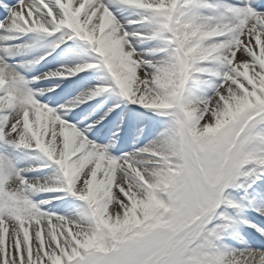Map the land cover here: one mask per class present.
Masks as SVG:
<instances>
[{"label": "snow or ice", "instance_id": "1", "mask_svg": "<svg viewBox=\"0 0 264 264\" xmlns=\"http://www.w3.org/2000/svg\"><path fill=\"white\" fill-rule=\"evenodd\" d=\"M0 9V264H264L262 0Z\"/></svg>", "mask_w": 264, "mask_h": 264}, {"label": "bare ground", "instance_id": "2", "mask_svg": "<svg viewBox=\"0 0 264 264\" xmlns=\"http://www.w3.org/2000/svg\"><path fill=\"white\" fill-rule=\"evenodd\" d=\"M9 2L14 3V0H9ZM262 2H264V0H262ZM3 15H5L4 10H3V9H0V16H3ZM67 43H68V44H71V43H72L73 48H76V47H77V42H76V41H68ZM61 48H63V47H61ZM44 50H45V49H40V50H38L37 52L33 53L32 55H39V54H41L42 51H44ZM58 53H60V49H58L57 52L53 54V56L57 57V59L55 60V62H56V63H57V62H60V61L66 62L65 58H64L63 56H59ZM73 59H74V57H72L71 59H69V60H67V61H70V60H73ZM77 59H78V58H77ZM77 59H76V60H77ZM47 60H52V61H53L52 57H48ZM76 60H74V61H76ZM44 62H45V61H44ZM37 66H40V65H37ZM37 72H38V71H37ZM96 75H97V73H95L94 71H93V72H87V71H86V72H84V73H80L78 76H80V77H85V78H90V79L92 80V82H95V77H96ZM61 79H63V78H53V79H51V80H42V81L39 82V84H37V85H35V86H36V87H37V86H47V85H50V84H55V83H57V82L60 83ZM69 79H70V78H67V81H70ZM76 80H77V78L73 79L72 81H76ZM67 81L64 82V83H62L63 86H65V90H64V91H62L61 93L56 92V93H54V94L45 93V95H44L45 97L42 96V97H40V99H41L42 101L46 102V103L52 104L53 106H54V103H53V102H60V101L64 100V99L66 98L67 94H68L70 91L74 92V90H75V89L77 88V86H78V83L80 82V81H78V83H76V84H72V83H69V82H67ZM56 96H57V97H56ZM49 97H51V99H48ZM100 99H102V97H101V98L98 97L95 101H89L87 105H81L80 108L75 109L74 111L77 112V113H80L81 110L84 109L83 112L86 113V112L90 111V108L88 107V105H93V106H94L96 103H98V101H99ZM110 100H111V99H110ZM121 107H122V105H121ZM69 115H71V113H70ZM106 125L109 126V127L111 126L110 122H107ZM97 128H100V126L98 125ZM89 135H90V137L92 136L91 133H89ZM92 138H93V137H92ZM115 150H116V148L113 149V151H115ZM40 162H41L40 160H35V161H33V163H40ZM47 171H49V170H48V169H45V170H44V172H47ZM44 172H36V173H32V175H43Z\"/></svg>", "mask_w": 264, "mask_h": 264}, {"label": "rangeland", "instance_id": "3", "mask_svg": "<svg viewBox=\"0 0 264 264\" xmlns=\"http://www.w3.org/2000/svg\"><path fill=\"white\" fill-rule=\"evenodd\" d=\"M68 44V43H67ZM69 46H71L72 48H73V46H72V43L71 44H68ZM61 47H65L64 45H62ZM54 54V53H53ZM77 57H74V59L73 60H70V61H66V62H70V63H74V62H77ZM74 60H76V61H74ZM57 63H63V61H60V62H57ZM55 64H56V62L55 61H52V60H47V61H45V62H41V64H40V66H36L35 67V72H39V71H45V70H47V67H54L55 66ZM79 75V74H78ZM70 79V81H72L73 79H75V78H77V77H69ZM57 83H59V82H57ZM50 85H52V84H50ZM50 85H47V86H37V87H48V86H50ZM65 90V86H63V84L61 83V86H60V88H57L56 90H55V92L54 93H56V92H59V93H61L62 91H64ZM54 93H49V94H54ZM69 94V93H68ZM68 94H67V96H68ZM73 94H74V92H73ZM67 96H66V98H67ZM45 97V96H44ZM57 97V96H56ZM65 98V99H66ZM99 98H101V97H99ZM63 102V100L62 101H60V103H62ZM109 103H111V100H109ZM122 107H124V105H122ZM127 107L128 108H134V107H136V106H134V105H131V104H129V105H127ZM84 110V109H83ZM85 113V112H84ZM105 123V127L100 131V133H99V135L100 136H103L104 134H105V132H107V129L109 128V126H107L106 125V123H107V121L106 122H104ZM144 123H146L147 125H148V128H147V131H149V132H151V131H153V129H152V124H151V122L150 121H145ZM93 138H95V137H93ZM141 142H143V140L141 141ZM131 145H129V147H130ZM120 148V145L119 144H117L116 145V150L117 149H119ZM115 150V151H116ZM125 150H127V149H125ZM42 162V161H41ZM40 162V163H41ZM240 231H242V232H246L247 231V229L243 226V225H241L240 226Z\"/></svg>", "mask_w": 264, "mask_h": 264}]
</instances>
